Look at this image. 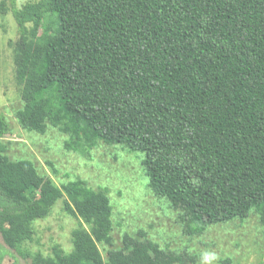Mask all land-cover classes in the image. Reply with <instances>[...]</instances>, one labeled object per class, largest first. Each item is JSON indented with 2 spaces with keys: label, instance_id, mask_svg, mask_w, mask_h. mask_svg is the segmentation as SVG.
I'll return each instance as SVG.
<instances>
[{
  "label": "trees",
  "instance_id": "1",
  "mask_svg": "<svg viewBox=\"0 0 264 264\" xmlns=\"http://www.w3.org/2000/svg\"><path fill=\"white\" fill-rule=\"evenodd\" d=\"M9 10L21 127L56 128L68 151L103 143L142 152L148 188L180 211L189 233L251 212L264 228V0H10ZM9 132L1 113L0 139ZM60 198L78 219L72 249L26 251L30 264L195 260L128 234L103 258L108 189L79 178L57 185L30 160L10 159L0 142V236L9 249L32 240L34 221Z\"/></svg>",
  "mask_w": 264,
  "mask_h": 264
},
{
  "label": "rangeland",
  "instance_id": "2",
  "mask_svg": "<svg viewBox=\"0 0 264 264\" xmlns=\"http://www.w3.org/2000/svg\"><path fill=\"white\" fill-rule=\"evenodd\" d=\"M36 1L15 0L17 7ZM2 7L6 11H0V52L2 46L7 52L0 114L9 122L10 132L0 142L10 159L30 160L39 174L51 177L57 185L79 178L94 189H108L112 231L111 244H99L103 258L110 249L120 248L124 234H128L148 238L162 248L188 253L195 259L190 264H222L221 260L226 257L233 264L264 263V228L256 213L251 212L243 220L208 225L201 234L189 233L180 222V211L148 188V178L141 165L142 152L129 151L120 144L103 143L87 154L68 151L63 147L67 135L56 128L47 126L44 133H37L21 127L15 117L22 105L20 89L14 78L12 48L8 45V41L18 37L17 24L9 10L10 0H0ZM48 24L46 16L39 27L44 36ZM63 200L60 198L45 217L34 221L33 238L20 251L9 249L0 236V248L6 252L0 264H30L26 251L49 256L55 244L65 252L72 249L71 231L78 225V219L65 210Z\"/></svg>",
  "mask_w": 264,
  "mask_h": 264
},
{
  "label": "crops",
  "instance_id": "3",
  "mask_svg": "<svg viewBox=\"0 0 264 264\" xmlns=\"http://www.w3.org/2000/svg\"><path fill=\"white\" fill-rule=\"evenodd\" d=\"M5 46L7 47V42L5 43ZM1 48H3L0 52V93H2V84H3V81H4V78H5V62H6V52L4 50V47L2 46ZM6 50H8L6 48Z\"/></svg>",
  "mask_w": 264,
  "mask_h": 264
}]
</instances>
